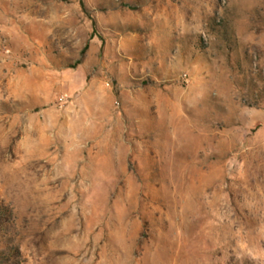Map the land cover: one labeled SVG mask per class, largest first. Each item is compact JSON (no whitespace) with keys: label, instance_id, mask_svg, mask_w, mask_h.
Masks as SVG:
<instances>
[{"label":"rangeland","instance_id":"374dc122","mask_svg":"<svg viewBox=\"0 0 264 264\" xmlns=\"http://www.w3.org/2000/svg\"><path fill=\"white\" fill-rule=\"evenodd\" d=\"M0 264H264V0H0Z\"/></svg>","mask_w":264,"mask_h":264}]
</instances>
